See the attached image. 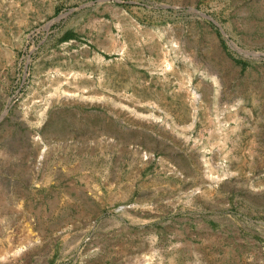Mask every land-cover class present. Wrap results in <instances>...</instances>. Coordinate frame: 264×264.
<instances>
[{
	"label": "rangeland",
	"instance_id": "374dc122",
	"mask_svg": "<svg viewBox=\"0 0 264 264\" xmlns=\"http://www.w3.org/2000/svg\"><path fill=\"white\" fill-rule=\"evenodd\" d=\"M0 264H264V0H0Z\"/></svg>",
	"mask_w": 264,
	"mask_h": 264
},
{
	"label": "trees",
	"instance_id": "16d2710c",
	"mask_svg": "<svg viewBox=\"0 0 264 264\" xmlns=\"http://www.w3.org/2000/svg\"><path fill=\"white\" fill-rule=\"evenodd\" d=\"M235 60H236V62H238V63H243L242 60H239V59H235Z\"/></svg>",
	"mask_w": 264,
	"mask_h": 264
},
{
	"label": "water",
	"instance_id": "95a60500",
	"mask_svg": "<svg viewBox=\"0 0 264 264\" xmlns=\"http://www.w3.org/2000/svg\"><path fill=\"white\" fill-rule=\"evenodd\" d=\"M208 17V16H207ZM209 18V17H208Z\"/></svg>",
	"mask_w": 264,
	"mask_h": 264
}]
</instances>
